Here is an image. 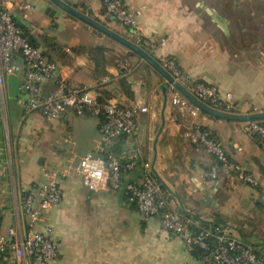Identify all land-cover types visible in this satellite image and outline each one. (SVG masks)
<instances>
[{"label": "crops", "instance_id": "crops-1", "mask_svg": "<svg viewBox=\"0 0 264 264\" xmlns=\"http://www.w3.org/2000/svg\"><path fill=\"white\" fill-rule=\"evenodd\" d=\"M62 1L115 33L127 35L98 2ZM124 2L135 14L142 37L156 44L150 55L158 63L171 57L191 80L216 87L220 96L231 94L236 114L264 112V48L254 45L257 39L248 46L240 44V36L252 32L247 20L255 17L260 0ZM24 4L33 8L24 10L20 7ZM49 8L55 10L53 17ZM0 9L26 24L42 48L51 49L52 61L66 82L86 86L104 101L147 108L137 116L138 135L121 139L116 147L141 149L168 193L171 207L199 222H218L233 236L264 251V188L251 187L222 173L216 180L204 179L203 173L214 161L184 137L192 125L209 130L232 162L263 181L264 143L246 133L245 123L218 120L201 112L183 116L172 103L173 90L150 66L47 0H0ZM259 34L264 36L263 31ZM95 46L105 48L107 75L103 77L96 75L94 63L83 51ZM122 56L129 58L132 71L120 77L116 62ZM107 76L110 83L101 84ZM22 77L20 72L6 78L4 107L0 104V147L7 164L6 177H0V202L6 203L0 211V232L17 226L21 191L44 180V160L58 155L75 165L99 141V120L95 117V121L87 120L92 116L63 117L47 127L36 119L38 114L23 115L16 104L22 94ZM76 130L83 137L81 143L71 140ZM140 172L137 167L126 173L123 182L135 180ZM61 188V202L46 215L59 242V256L51 264H202L179 239L160 228L158 217L144 220L122 190L91 192L75 174L63 180Z\"/></svg>", "mask_w": 264, "mask_h": 264}, {"label": "built area", "instance_id": "built-area-1", "mask_svg": "<svg viewBox=\"0 0 264 264\" xmlns=\"http://www.w3.org/2000/svg\"><path fill=\"white\" fill-rule=\"evenodd\" d=\"M120 26L129 40L141 48L152 50L156 44L142 37L138 31L136 16L124 0H93ZM32 9L30 4L20 6ZM25 17V16H24ZM143 49V48H142ZM160 66L174 81L180 83L201 103L227 114H236L231 94L220 96L216 87L201 81H193L171 57H164ZM118 76L132 71L127 56L116 62ZM22 72L19 86L21 96L16 104L23 115L38 113L46 121H58L71 116H92L99 120V141L94 150L79 158L74 165L58 155L44 160L42 182H34L21 191L18 224L0 232V264H51L59 256V242L54 229L46 222L48 212L62 200L61 182L77 175L87 190L116 192L122 190L128 202L133 204L144 220L159 218L160 228L171 238L179 239L191 254L202 251L198 259L202 264H264V251L258 246L233 236L229 228L219 225L203 227L199 221L171 207L169 195L163 189L151 162L144 160L141 149L117 148L121 139H133L139 133L137 116L147 112L144 106H125L116 100L99 102L86 86H72L61 78L57 64L47 59L39 47L32 46L15 25L8 10L0 9V104L5 103L4 83L7 77ZM104 77L101 84L110 83ZM50 85L51 88H48ZM173 90L172 103L184 116H195L200 111L180 93ZM245 131L264 143V124L246 122ZM184 137L213 157L214 165L203 173L206 180H216L222 173L251 187L264 188V180L255 179L241 164L232 162L220 142L209 130L192 125ZM34 142H37L34 138ZM0 147V177H6V163ZM140 167V175L123 182L124 175ZM6 207L0 202V211Z\"/></svg>", "mask_w": 264, "mask_h": 264}, {"label": "water", "instance_id": "water-1", "mask_svg": "<svg viewBox=\"0 0 264 264\" xmlns=\"http://www.w3.org/2000/svg\"><path fill=\"white\" fill-rule=\"evenodd\" d=\"M54 8L64 12L80 23L86 25L87 27L95 30L104 37L112 40L126 51L134 54L140 58L144 63L150 66L160 77L165 80L167 87H172L175 91L180 93L189 103L195 106L201 113L218 120L230 121V122H264V112H253V113H238V114H227L214 110L207 105L198 101L187 88H185L180 83L173 80L167 71H165L160 64L153 58L152 55L147 53L137 44L131 42L129 39L115 33L109 28L103 26L102 24L96 22L94 19L86 16L85 14L79 12L72 6L68 5L62 0H47ZM50 16L53 17L55 10H48Z\"/></svg>", "mask_w": 264, "mask_h": 264}, {"label": "trees", "instance_id": "trees-1", "mask_svg": "<svg viewBox=\"0 0 264 264\" xmlns=\"http://www.w3.org/2000/svg\"><path fill=\"white\" fill-rule=\"evenodd\" d=\"M12 19L15 23V25L22 31L23 36L26 38V40L35 47H39L42 49L43 55L49 59L52 60L51 55H50V51L51 49H45V47H41L39 43H37V41L35 39H33V36L30 34L29 28L27 27L26 24L22 23L19 19H17L15 16L12 15ZM249 26V25H248ZM250 27V26H249ZM262 30L264 32V26H261ZM244 29L246 30L247 27H244ZM247 31L249 32V29H247ZM128 35V33H127ZM125 35L124 37H126L127 39H129V36ZM144 50H146V52H148L149 54H151V50L149 49H145L144 47H142ZM83 51H85L87 53V55L90 57L91 61L94 63V70L96 72L97 76L103 77L106 76V72L104 71V64H105V60L103 57V53L105 51V48L100 47V46H95L92 48H83ZM132 54V53H129ZM99 102L103 103L105 102L104 100H101L100 98H98ZM262 124H264V122H261ZM203 130H207L205 128H202ZM256 141L261 142V140H259L258 138H254ZM213 159V157H212ZM214 161V160H213ZM214 165V164H213ZM209 169V168H208ZM201 226L203 227H211V228H215L219 225H222L218 222H214V223H205V222H199ZM191 255L195 258V259H199L202 255V251H200L199 249H194L191 253Z\"/></svg>", "mask_w": 264, "mask_h": 264}, {"label": "rangeland", "instance_id": "rangeland-1", "mask_svg": "<svg viewBox=\"0 0 264 264\" xmlns=\"http://www.w3.org/2000/svg\"><path fill=\"white\" fill-rule=\"evenodd\" d=\"M253 3V6L254 5V2ZM256 8V7H255ZM255 17L253 18L252 21H249L247 20V24L248 25H251L249 27V29L252 31L250 32L248 35L246 36H240V40H241V43L238 42L237 44L240 45L242 44V46H248L250 44V42L254 41L255 39H257L258 42H254V45L256 44H259V47H262L264 48V36L260 35L259 32L261 31L262 27L260 26H264V0H260V2L258 3V7L255 9ZM242 23L245 24V20L243 18L239 19ZM258 28V30L256 31V27ZM249 30V31H250ZM240 43V44H239ZM38 114V113H36ZM39 118H36L37 120L39 119V121L41 122V126H47V127H50L53 122H49V121H46L42 116H40L38 114ZM87 120H91V121H95V118L93 117H89L87 118ZM83 134V133H82ZM78 138V139H77ZM82 135H81V132L79 131H75L74 134H73V138H71V140L73 141H77L79 140V143L82 142ZM71 140L70 142L68 143V146L70 147L71 146Z\"/></svg>", "mask_w": 264, "mask_h": 264}]
</instances>
